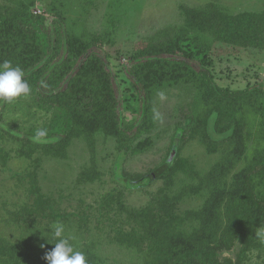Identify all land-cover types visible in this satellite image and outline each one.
Segmentation results:
<instances>
[{
    "label": "rangeland",
    "instance_id": "rangeland-1",
    "mask_svg": "<svg viewBox=\"0 0 264 264\" xmlns=\"http://www.w3.org/2000/svg\"><path fill=\"white\" fill-rule=\"evenodd\" d=\"M186 5L229 15L264 11V0H0V14L40 13L51 30L60 25L64 34L93 44L114 75L120 118L132 123L140 114L139 90L128 74L141 54L136 45L180 25ZM207 60L221 86H264V49L211 40ZM198 103L185 85L159 91L155 127L142 136L151 137L153 145L133 153L119 146L120 120L102 124L79 118L68 137L37 141L29 126L42 125L52 113L21 98L0 101V237L41 240L59 223L79 249L89 248L104 264H143L154 252L148 242L140 244L141 251L119 240L123 231L138 227L129 215L135 208L153 204L157 215L186 232L200 225L189 212L206 206L208 215L217 207L235 215L242 208L252 216L250 223L264 226V214L240 201L252 142L245 144L235 131L216 133L214 119L206 118ZM166 160H171L166 172L148 185L133 188L122 179L126 172L147 173ZM256 241L240 264H264V235ZM240 246L236 242L219 257L236 262Z\"/></svg>",
    "mask_w": 264,
    "mask_h": 264
},
{
    "label": "trees",
    "instance_id": "trees-1",
    "mask_svg": "<svg viewBox=\"0 0 264 264\" xmlns=\"http://www.w3.org/2000/svg\"><path fill=\"white\" fill-rule=\"evenodd\" d=\"M211 40L264 49V11L229 15L214 8L186 5L180 25L161 29L139 42L136 50L141 54L128 74L139 90L140 114L130 123L120 118L121 100L114 75L93 44L79 35L64 34L60 25L51 30L40 13L19 9L0 14V63L7 60L23 70L31 93L21 99L52 113L42 125L29 126L28 134L35 137L38 130H46L41 139H64L72 134L79 118L102 124L120 120L119 146L140 153L153 145L151 137L142 136L155 127L157 94L185 85L196 94L199 110L214 119L216 133L235 131L245 144L252 142L240 201L243 208L248 204L264 214V86L219 85L208 66ZM53 94L59 98L52 99ZM170 163L166 160L147 173L126 172L122 179L129 187L145 186L164 174ZM27 210L31 215L33 209ZM156 210L153 204L132 209L129 215L138 227L123 231L119 239L141 251L145 249L140 244L148 242L154 252H148L143 264H240L247 248L257 242V233H264V226L250 223L252 216L242 208L237 215L221 212L219 207L208 215L207 206L189 212L200 219L199 227L189 232L176 228ZM47 237H22L18 242L0 237V264H48L46 250L54 248L55 241L51 236L49 243ZM70 242L85 254L87 264H104L89 248L79 249L71 238ZM236 242L241 245L237 261L221 259L219 253L232 249Z\"/></svg>",
    "mask_w": 264,
    "mask_h": 264
},
{
    "label": "clouds",
    "instance_id": "clouds-1",
    "mask_svg": "<svg viewBox=\"0 0 264 264\" xmlns=\"http://www.w3.org/2000/svg\"><path fill=\"white\" fill-rule=\"evenodd\" d=\"M31 89L24 79V72L19 66H13L10 61L5 60L0 63V101L14 103L17 99L30 95ZM46 136V130H38L34 137L39 141ZM45 235V234H44ZM264 235V233H257ZM47 237V236H46ZM48 242L49 238L47 237ZM52 239L55 245L46 252L44 259L48 264H87L86 256L82 251L74 248L70 242V237L65 235L63 224H56L52 229ZM42 248L44 244L40 245Z\"/></svg>",
    "mask_w": 264,
    "mask_h": 264
}]
</instances>
